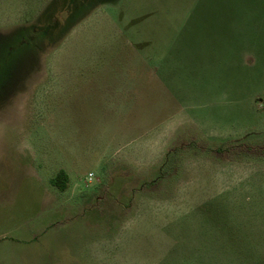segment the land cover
Returning <instances> with one entry per match:
<instances>
[{"label":"rangeland","instance_id":"374dc122","mask_svg":"<svg viewBox=\"0 0 264 264\" xmlns=\"http://www.w3.org/2000/svg\"><path fill=\"white\" fill-rule=\"evenodd\" d=\"M0 259L264 264V0H0Z\"/></svg>","mask_w":264,"mask_h":264},{"label":"trees","instance_id":"16d2710c","mask_svg":"<svg viewBox=\"0 0 264 264\" xmlns=\"http://www.w3.org/2000/svg\"><path fill=\"white\" fill-rule=\"evenodd\" d=\"M69 180V176L65 170H60L56 176L52 178L53 184L58 186L60 189H65L67 186V182Z\"/></svg>","mask_w":264,"mask_h":264},{"label":"crops","instance_id":"0c3cea01","mask_svg":"<svg viewBox=\"0 0 264 264\" xmlns=\"http://www.w3.org/2000/svg\"><path fill=\"white\" fill-rule=\"evenodd\" d=\"M0 264H3V259H0Z\"/></svg>","mask_w":264,"mask_h":264}]
</instances>
